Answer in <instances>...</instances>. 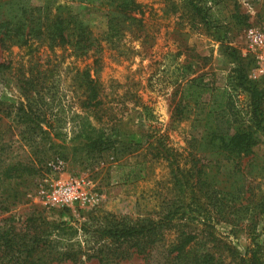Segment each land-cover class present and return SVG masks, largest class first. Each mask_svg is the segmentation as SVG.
<instances>
[{
	"label": "rangeland",
	"instance_id": "374dc122",
	"mask_svg": "<svg viewBox=\"0 0 264 264\" xmlns=\"http://www.w3.org/2000/svg\"><path fill=\"white\" fill-rule=\"evenodd\" d=\"M84 1L72 4L97 38L87 55L69 46L27 53L0 44V62L11 65L0 71L2 158L38 168L2 189L0 223L26 228L36 220L50 229L49 237L76 261L53 264H99L92 254L99 230L113 220L143 223L163 211H211V241L226 264H237L254 240L264 245V118L255 122L238 74L243 70L264 88L246 31L264 21V0H136L141 7L132 11L116 0ZM5 2L0 17L19 11L17 2ZM84 72L99 80L98 116L84 105ZM198 77L218 88L189 105L183 88ZM260 107L264 113V98ZM25 110L35 113L33 122H25ZM218 113L228 119L220 128ZM243 125L256 130L246 155L210 139L216 129L234 133ZM100 129L111 143L76 150ZM132 135L141 143L128 140ZM159 139L172 149L169 157L153 158ZM59 179L84 181L86 200L66 208L47 203L42 189ZM53 221L58 228L46 224ZM189 222L202 231V221ZM134 248L125 246L114 264H148Z\"/></svg>",
	"mask_w": 264,
	"mask_h": 264
},
{
	"label": "trees",
	"instance_id": "16d2710c",
	"mask_svg": "<svg viewBox=\"0 0 264 264\" xmlns=\"http://www.w3.org/2000/svg\"><path fill=\"white\" fill-rule=\"evenodd\" d=\"M1 1V0H0ZM5 0H2V3ZM17 2L18 12L14 15L5 16L2 12L0 17V44L2 47L10 48L13 45L25 47L27 53L39 51L42 45L50 48L69 46L78 56L87 55L89 50L96 47L97 38L93 36L89 20L81 17V13L76 12L70 0H49L44 5H32L30 0H6L5 3ZM82 1V0H80ZM84 1V0H83ZM119 7L124 11H132L141 7L136 0H116ZM85 2V1H84ZM89 4H94L95 0H86ZM5 16V17H4ZM111 20V19H110ZM36 44V45H35ZM235 55V52L233 53ZM252 61L254 57L251 56ZM242 64L241 60L235 59ZM10 64L0 62V71L10 68ZM241 74L240 86H243L251 96L255 122L264 118L261 111V102L264 98V88H260L259 83L247 79L243 70ZM83 85L85 86L84 105L94 116H98L103 103L101 98V87L97 78H92L88 72H84ZM238 84V85H239ZM212 81H205L204 77L191 79L183 88L182 99L187 100L189 105L198 104L204 94L216 89ZM179 110V104L177 112ZM25 122H33L35 114L32 110H25ZM183 114V113H182ZM217 114L218 128L223 123L224 118ZM261 117L260 119H258ZM100 119V118H99ZM250 118V120H252ZM257 124V123H255ZM253 125H243L238 127L234 133L230 131L220 132L215 130L210 139L214 142L219 140L218 147L228 150V152L241 156L246 155L255 144V133ZM94 136L86 135V140L81 148L88 153L89 148L97 150L106 147L110 137L105 136V132L100 129ZM106 139V140H105ZM128 140H133L140 144L142 138L132 135ZM1 144V138H0ZM4 147L0 145V192L7 184L14 179H26L37 173L38 168L32 163L21 160L7 162L2 158ZM172 149L167 147L162 139L152 150L153 158L161 159L169 157ZM6 185V186H5ZM195 201H192V203ZM193 205V204H192ZM264 214V203H262ZM192 212V211H191ZM202 216L204 219L202 220ZM189 219L200 220L204 223L202 231H196L191 227ZM215 219L211 211L200 212L199 215H190V211H163L156 217H149L145 222L124 223L113 220L109 225L99 230V247L93 251V255L99 260V264H114V260L123 254L125 246L133 245L138 253L145 254L148 264H226L222 258V251L219 246L212 243L214 232L207 231L211 225L207 222ZM36 220H32L26 228H18L15 224L0 223V264H53L61 262L65 257H71V250H62L53 239L49 237L50 229H42L40 225H35ZM50 227L58 225L55 222H46ZM176 228L174 237L168 239V232ZM212 235V236H210ZM216 242L217 239L215 238ZM72 262H76L71 257ZM237 264H264V245L260 241L254 240L252 245L244 254H240Z\"/></svg>",
	"mask_w": 264,
	"mask_h": 264
},
{
	"label": "built area",
	"instance_id": "2783aa9c",
	"mask_svg": "<svg viewBox=\"0 0 264 264\" xmlns=\"http://www.w3.org/2000/svg\"><path fill=\"white\" fill-rule=\"evenodd\" d=\"M247 38L251 52L257 62V72L264 77V21L247 28ZM46 202L55 207H71L76 202L86 200L84 181L59 179L42 189Z\"/></svg>",
	"mask_w": 264,
	"mask_h": 264
}]
</instances>
